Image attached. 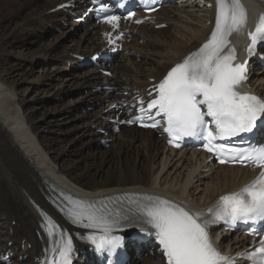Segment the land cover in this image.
<instances>
[{
  "label": "bare ground",
  "instance_id": "6f19581e",
  "mask_svg": "<svg viewBox=\"0 0 264 264\" xmlns=\"http://www.w3.org/2000/svg\"><path fill=\"white\" fill-rule=\"evenodd\" d=\"M2 1L4 4H0V10L6 6L12 9L6 19L0 17V21L9 23L16 21V25L23 26L26 34L39 33V28H45L50 23L63 28L62 22L66 21L69 22L67 28L70 30L64 29L59 38L72 36L75 45H66V48L61 50L60 46L50 43V46H42L37 50H31L30 46L25 50H18L23 43L20 42L17 46L13 39L4 41L3 38H9L13 34L2 32L4 30L1 28V52L7 44H10V47H5V50H8L6 52L16 51L19 53L16 57L26 56L25 51L32 56L41 50L36 56V61L49 59L52 54L53 59L58 58L62 53L69 52L68 58H62L60 63H77L72 56L73 53L84 54L91 51L93 53L102 48V44L98 43L100 39L98 26L85 27L77 39L74 38L78 36H75L78 32V29L74 28L76 24L67 20L65 12H52L67 0H24L21 3L18 0H0V3ZM181 2L183 6L179 7L180 5L176 4L170 8L171 13H175L172 16L170 11L162 15L161 10L164 9L157 13L159 20L156 24L166 22L172 26L173 32L156 31L154 25L144 26L137 34L134 33L131 42L126 41L125 47L129 53L121 52L115 59L111 66L114 78H102L99 71L93 67L74 74V77H80L77 78L80 79V86L88 87L86 95L91 102H84V97L79 96L75 101L65 103L64 107L66 106L68 112L80 113L79 116H75L78 122L74 126V129L80 132L67 144H64L66 141L58 135L67 131L65 124L69 123L73 116H68L66 112L67 116L64 114L60 118H47L45 112L42 120L36 119L38 105L32 103L29 107L23 106V102L20 101L23 97L16 93V76L21 74L16 70L19 65L18 59L8 63V67L7 60L0 58V247L7 248L9 242H13V245L9 246L15 254L13 264H36L34 258L41 246L44 244L51 251L57 249L65 237L66 228L71 234L76 232L84 234V231L72 226L66 214L57 208L52 195L54 189L73 196L100 200L114 198L119 193H149L151 197H164L185 206L190 205L192 208H203L220 194L248 180L250 172L247 168L219 166L207 169L209 166L205 165L202 153L167 149L163 139L151 130L131 127L121 129L120 133L110 131L107 136L112 138L110 148L94 147V150L77 156L74 146H71L77 140L86 139L81 144L82 150V147L86 148L93 140H101L104 137L97 132L96 127L102 126L106 117L111 116L112 111L106 110L117 95L104 89L97 90V87L109 85L125 90L143 89L150 85V78L159 79L171 65L196 49L206 38L212 28L208 21L213 22L214 8L209 9L205 7L206 5L203 8L199 3H195L196 0ZM259 7L261 5L252 7L250 15ZM50 17V20H46ZM7 26L8 24L5 28ZM71 31L73 33L69 34ZM145 35L152 42L145 41L143 39ZM141 40L143 42L139 43ZM152 46H155L157 57L155 56L151 62L148 60L145 62L146 58L142 52L151 51ZM139 57L140 62L137 61ZM36 63L43 67V61L39 60L34 64ZM59 65L51 69L55 79H59L60 76ZM32 69L33 67L25 69L23 74L31 78L35 72ZM72 80V76L68 78V81ZM54 85L53 83L45 91H50V94L54 92L55 97L61 95L63 91L59 88L56 90ZM70 85L71 83L65 87V91ZM251 85L264 95V70L254 73ZM79 101L81 107L78 105ZM99 102L108 104L96 107L93 111H85V114L81 113L88 106H96ZM52 107L55 111L59 109V105L55 103ZM42 130H50L55 136L45 137L46 134L40 136L38 132ZM37 133L39 136L34 138ZM140 150L143 151V156L139 154ZM67 151H72L70 154L72 158L62 156ZM161 155V160L155 162L154 159ZM178 170L180 171L177 172ZM172 172L176 175L172 176ZM230 243H233L231 249H235L238 243L243 244L244 240L238 235L223 236L222 244L227 246ZM28 244L32 245L30 249L27 247ZM140 264L159 262L143 258Z\"/></svg>",
  "mask_w": 264,
  "mask_h": 264
},
{
  "label": "snow or ice",
  "instance_id": "6c2138e0",
  "mask_svg": "<svg viewBox=\"0 0 264 264\" xmlns=\"http://www.w3.org/2000/svg\"><path fill=\"white\" fill-rule=\"evenodd\" d=\"M216 6L210 39L167 72L155 86L156 97L141 112L155 110V115L165 120L164 131L172 137L169 143L183 137H198L221 163L250 162L262 170L255 180L220 196L206 211L191 212L171 200L151 196L131 201L134 207L126 211H101L92 205H81L71 215L76 223L94 230L86 239L97 251L113 254L121 247L123 236L114 235L113 231L122 230L123 222V228L136 227L141 232L153 233L167 264H235L231 257L217 250L207 229L221 221L230 225L238 221H264V144L236 148L217 143L253 133L258 124L264 126V99L237 90V85L247 78V62L234 63V48L224 52L228 37L246 24L247 11L241 0H216ZM118 19L111 16L108 22L115 24ZM248 35L251 57L258 42L264 41V15ZM144 126L156 127V123ZM58 251L59 264H71L72 239L69 237ZM245 255L252 264H264V239Z\"/></svg>",
  "mask_w": 264,
  "mask_h": 264
},
{
  "label": "rangeland",
  "instance_id": "374dc122",
  "mask_svg": "<svg viewBox=\"0 0 264 264\" xmlns=\"http://www.w3.org/2000/svg\"><path fill=\"white\" fill-rule=\"evenodd\" d=\"M18 1L20 3L24 2V0H18ZM0 4H4L3 1ZM6 7L0 10V17H4L5 19L9 15V12H11V9H12L10 7H7V9H6ZM179 7H181V6H179ZM169 11H170L171 16L175 14V13H171V9H169V8L164 10V11L161 10L162 15L169 12ZM50 19H51V17L47 18L46 20H50ZM15 22L9 23V22H5V21H0V29L2 28L4 30L2 32L6 31V32H11L13 34V36H11L9 38H3L4 41H11L13 39L15 41V45H17V46H18V44H20V42L23 43L22 46L18 50H20V49L25 50V48H27L28 46H30L31 50L32 49L37 50L38 48H40L42 46L49 45L50 43L60 46L61 50H64L66 48V45H70V44L72 46L75 45L74 42H72V39H73L72 36H71V38L70 37L67 38L66 36H63V38L60 37L61 39L59 38V36H61L64 29L70 30L65 25L62 26L63 28H60V27L53 26L50 23V24L46 25L45 28H42V29L39 28L38 29L39 33H36V32L30 33L29 32L26 34V30L23 28V26L21 24L16 25L17 23H15ZM6 24H8V26L5 28ZM155 30L156 31L164 30L167 32H171L172 26L168 25V27L163 28V29H156L155 28ZM2 32L0 31V35L2 34ZM73 32L75 33V30H73ZM73 32L71 31L69 34H71ZM82 32H83V28L79 29L78 32L75 34V36L76 35H78V36H76L74 38L79 39ZM14 33H15V35H14ZM143 37H144L143 39L145 41L152 42V40L146 38L147 37L146 35ZM142 42H143V40L139 41V43H142ZM5 47L9 48L10 44H7ZM5 47L2 49V52L0 51V58L7 60V61L5 60L6 66H8V63H13L18 59L17 63H19V65H17L16 70L21 72V74H18L16 76L15 88H16V93L19 94V97H23L22 98L23 100H20L23 102V106L29 107V106H31L32 103H34L35 105H38L37 106L38 110H37V113L35 114V118L38 120L43 119L42 117H43L45 112L47 113V116H46L47 118H51V117L60 118L66 112L68 113V116L69 115L73 116V119L69 123L65 124L67 131L64 132L63 134L58 133L59 134L58 136L61 138L63 137L64 140L66 141V143H64V144L69 143L71 141V139H73V137L75 138V135H77L80 132L78 129H74L75 124H77V122H78V120L75 118V116L76 115L79 116L80 113L77 111H72L70 113L66 109V106L64 107V105L66 102L69 103L70 101H75L79 96L84 97V102H88V103L91 102V101H89V97L86 95L88 87H86L84 85L80 86L79 85V84H81L80 79H77L80 77H78V76L74 77L75 75H77L76 73L85 72V70L80 69L79 71H77L76 68H73V66L70 64V62H61L60 63V60L62 58H68L69 52H64L58 58H54V59H53V54L50 55L49 59L48 58L46 60L44 58H43L44 60L39 59L40 61H43V65H42L43 67L41 68L40 67L41 65H37V63L34 64L35 62L39 61V60L36 61L37 60L36 56L38 54H40L41 50L38 53L33 54L32 56L26 54V51H25L24 55H26V56L16 57L17 54H19V53H17L16 51H11L10 53H8V52H6L8 50H5ZM154 48H155V46H152L151 51L144 50L142 52V54L146 58L145 62L147 60L149 62H151L153 58L157 57V51ZM28 56H30V57H28ZM140 59H141V57H139V59H137V61L140 62ZM58 64H60L59 67H61V70L59 71L60 76H59V79H55L54 76H52L51 69L56 67V65H58ZM31 67H33L32 70H34L35 72H34V75H31L32 77L29 78L28 77L29 75L23 74V71L25 69L26 70L31 69ZM71 76H72L73 80L68 81V78H70ZM53 83L55 85L56 84L58 85V87H57V85L56 86L54 85V88L56 90L59 88L63 91V93L61 95H58L55 97L54 92L52 94H50V91H45V89L48 88L50 85H53ZM63 83H64V85H63ZM70 83H71V85L65 91V87H67V85H69ZM85 95H86V97H85ZM93 102L94 101H92V103ZM54 103L56 105L57 104L59 105L58 111H55V109L52 107L54 105ZM78 105L81 107L80 101L78 102ZM93 108L95 109L96 106H88L87 109H84L81 113L85 114V111H93ZM78 119H80V118L78 117ZM36 132H37V130H36ZM38 133L40 136H43L46 134L45 137L55 136L54 132H51L50 130H42ZM38 133H37V135L34 136V138L39 136ZM85 140L86 139L77 140L73 144H71V146H74L76 156L81 155L82 153H86L87 151L94 150V147H95V149L96 148L99 149V147L110 148V145H108V146H103V144L101 145L100 140L98 139V140H93L91 143H88V146L86 148L82 147V150H80L81 146H82L81 144ZM126 146H127V144H126ZM71 152L72 151H67L64 154H62V156L63 157L66 156L65 158H69V157L72 158V156L70 155ZM121 154L123 155V150L121 151ZM139 154L141 156L144 155L142 150L139 151ZM161 157H162V155L157 156L156 159H154L155 162L160 161ZM154 160H151V161H154ZM143 166H145V165H143ZM156 167H157V165H156ZM182 168L184 170V166ZM157 170H158V168H157ZM179 171L180 170H178L177 172H179ZM171 175L175 176L176 174H174V172H172ZM144 259H146V258H144Z\"/></svg>",
  "mask_w": 264,
  "mask_h": 264
}]
</instances>
